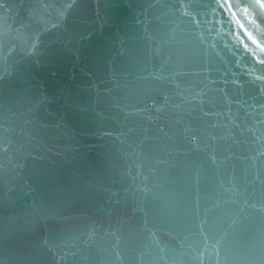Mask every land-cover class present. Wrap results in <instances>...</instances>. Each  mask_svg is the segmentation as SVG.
<instances>
[{
    "label": "water",
    "instance_id": "obj_1",
    "mask_svg": "<svg viewBox=\"0 0 264 264\" xmlns=\"http://www.w3.org/2000/svg\"><path fill=\"white\" fill-rule=\"evenodd\" d=\"M0 264H264V8L0 0Z\"/></svg>",
    "mask_w": 264,
    "mask_h": 264
},
{
    "label": "snow or ice",
    "instance_id": "obj_2",
    "mask_svg": "<svg viewBox=\"0 0 264 264\" xmlns=\"http://www.w3.org/2000/svg\"><path fill=\"white\" fill-rule=\"evenodd\" d=\"M255 4L259 5L260 8H264V0H255ZM247 11V9H245Z\"/></svg>",
    "mask_w": 264,
    "mask_h": 264
}]
</instances>
